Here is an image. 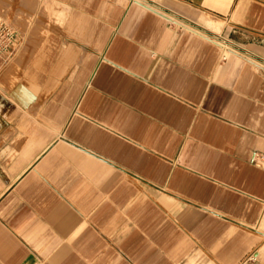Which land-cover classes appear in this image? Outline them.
<instances>
[{"label":"crops","instance_id":"crops-1","mask_svg":"<svg viewBox=\"0 0 264 264\" xmlns=\"http://www.w3.org/2000/svg\"><path fill=\"white\" fill-rule=\"evenodd\" d=\"M33 1L0 74V264H264V0H163L194 32Z\"/></svg>","mask_w":264,"mask_h":264},{"label":"built area","instance_id":"built-area-1","mask_svg":"<svg viewBox=\"0 0 264 264\" xmlns=\"http://www.w3.org/2000/svg\"><path fill=\"white\" fill-rule=\"evenodd\" d=\"M162 1L129 0L131 4L139 5L161 16L170 28L178 31H201L195 23L164 7ZM208 36L213 43L223 50V61H227L229 55L240 54L241 51L223 36L213 34ZM22 43L17 29L10 22L0 17V74L15 59Z\"/></svg>","mask_w":264,"mask_h":264},{"label":"rangeland","instance_id":"rangeland-1","mask_svg":"<svg viewBox=\"0 0 264 264\" xmlns=\"http://www.w3.org/2000/svg\"><path fill=\"white\" fill-rule=\"evenodd\" d=\"M34 9V1L33 0H0V17L10 22L18 31L22 42L27 41V32L23 29L19 28L17 23L23 21V10ZM21 48V46H20ZM19 48V50H20ZM19 52V51H18Z\"/></svg>","mask_w":264,"mask_h":264}]
</instances>
